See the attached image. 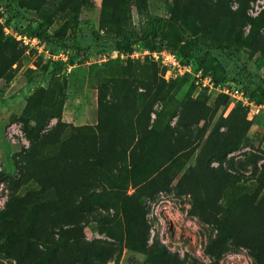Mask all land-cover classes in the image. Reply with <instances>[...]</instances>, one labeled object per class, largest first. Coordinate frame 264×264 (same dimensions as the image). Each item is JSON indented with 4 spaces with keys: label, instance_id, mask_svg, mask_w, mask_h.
<instances>
[{
    "label": "rangeland",
    "instance_id": "rangeland-1",
    "mask_svg": "<svg viewBox=\"0 0 264 264\" xmlns=\"http://www.w3.org/2000/svg\"><path fill=\"white\" fill-rule=\"evenodd\" d=\"M66 1L12 6L32 18L36 10L25 4L36 5L57 29ZM101 3L80 9V36L108 33ZM130 3L129 25L137 27L144 16ZM263 7L264 0H147L148 14L194 11L198 42L221 31L244 35L247 17ZM22 26L0 3V264H255L236 241L264 252V104L253 100L245 110L190 75L166 81L153 62L89 67L78 61L80 41L67 53L75 66L51 81L53 59L18 40ZM167 30L161 24L158 41ZM254 46L248 68L257 72L264 29ZM29 98L38 115L31 128L23 122ZM162 106L171 117L162 165L137 189L149 226L141 248L126 240L117 199L133 192L122 185L125 173ZM225 225L229 237L215 247Z\"/></svg>",
    "mask_w": 264,
    "mask_h": 264
},
{
    "label": "trees",
    "instance_id": "trees-1",
    "mask_svg": "<svg viewBox=\"0 0 264 264\" xmlns=\"http://www.w3.org/2000/svg\"><path fill=\"white\" fill-rule=\"evenodd\" d=\"M0 3L12 16L21 17L23 20L22 34L27 37L38 38L49 49L58 47L68 53L73 48L74 42L80 41L77 49L79 62L84 63L89 49L99 52L100 50L114 48L119 52L129 53L132 50V45L139 42L146 43L150 48L166 46L181 59L196 62L204 72H209L212 75L215 82L228 79L241 84L245 90L248 87L252 88L248 93L249 99L254 100L259 105L264 104V72L263 74L258 72L264 69L262 68L264 67L262 65L263 59H256L257 72L248 68V59L255 53L254 43L264 29V7L255 15L247 17L248 29L244 35L221 31L218 38L198 42L194 38L199 33V28L194 21L196 14L194 11L183 10L165 16L148 14L147 0H134L136 13L144 16L137 27L129 25L133 10L130 0H102L99 24L106 28L108 33L102 32L99 34L90 31L83 36H80L73 27L86 0H67L62 7L65 19L57 29L51 28L54 18L39 10L36 5L25 4L26 7L36 10L35 16L30 18L26 14L15 10L12 6V0H0ZM161 24H166L168 27V30L163 34L164 42L157 40L160 35ZM120 60L129 61V59H114L103 63L113 64ZM50 63L47 72L52 81L59 74L68 71L69 66L74 67L76 61L67 54L65 61L52 60ZM151 64L155 65L154 63ZM94 65L97 64H90L89 67ZM40 90L42 93L43 89ZM219 99L226 101L228 96L220 94ZM33 104L34 99L29 98L23 111V122L28 128H31L38 120L37 112L32 109ZM243 108L247 110L248 106H243ZM166 113L164 106L155 113V121L148 137L140 144L130 160L122 185L125 190L131 188L133 192L127 194L124 191L120 193L117 199L126 240L141 248L145 247L147 243L149 226L144 218L145 208L140 201L137 189L156 173L162 165L161 157L165 151L163 140L171 120V117L165 120ZM228 237L229 227L225 225L221 229V235L215 247L222 246ZM252 243L249 239L242 240L239 238L236 241V244L248 247L253 251L255 264H264V252Z\"/></svg>",
    "mask_w": 264,
    "mask_h": 264
},
{
    "label": "built area",
    "instance_id": "built-area-1",
    "mask_svg": "<svg viewBox=\"0 0 264 264\" xmlns=\"http://www.w3.org/2000/svg\"><path fill=\"white\" fill-rule=\"evenodd\" d=\"M6 30V28H4ZM7 31V30H6ZM18 40L22 41L25 45H34L40 52L43 50L44 55L53 60L65 61L66 53L52 54L45 43L41 42L36 37H27L20 33ZM114 59H129L131 61H147L156 63L162 72L164 80L176 78L178 76L190 75L196 85H201L207 88L210 92H218L224 94L234 101L241 103L244 106H252L254 103L243 92L241 84L230 82H215L209 72H204L203 69L197 65L193 60H183L175 52L168 49L166 46H158L150 48L146 43H136L132 45V50L129 53L119 52L117 49H105L96 52L92 49L87 51L84 64H100L108 60ZM75 66V65H73ZM71 66L68 67V71Z\"/></svg>",
    "mask_w": 264,
    "mask_h": 264
}]
</instances>
